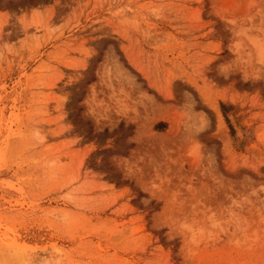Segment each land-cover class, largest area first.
<instances>
[{"label": "rangeland", "instance_id": "1", "mask_svg": "<svg viewBox=\"0 0 264 264\" xmlns=\"http://www.w3.org/2000/svg\"><path fill=\"white\" fill-rule=\"evenodd\" d=\"M0 264H264V0H0Z\"/></svg>", "mask_w": 264, "mask_h": 264}, {"label": "trees", "instance_id": "2", "mask_svg": "<svg viewBox=\"0 0 264 264\" xmlns=\"http://www.w3.org/2000/svg\"><path fill=\"white\" fill-rule=\"evenodd\" d=\"M159 125H162V124H159Z\"/></svg>", "mask_w": 264, "mask_h": 264}]
</instances>
